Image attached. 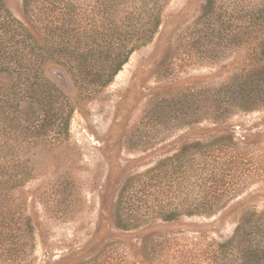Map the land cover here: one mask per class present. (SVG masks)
Returning <instances> with one entry per match:
<instances>
[{
  "label": "rangeland",
  "instance_id": "obj_1",
  "mask_svg": "<svg viewBox=\"0 0 264 264\" xmlns=\"http://www.w3.org/2000/svg\"><path fill=\"white\" fill-rule=\"evenodd\" d=\"M216 3L217 15L231 7H264V0ZM1 5L26 23L21 0H2ZM205 6L206 0H168L153 41L135 51L112 83L92 96L75 92L62 72L50 71L53 83L75 102L68 140L61 141L55 127L44 142L24 152L25 181L0 203L18 222L13 238H2L0 264H85L101 252L102 261L107 257L105 263L110 258L115 264H174L177 256L187 254L198 259L212 251L210 244L229 240L244 213L264 209V183L255 179L226 180L221 192L227 202L210 214H184L203 197L195 185L172 202L177 179L169 161L183 146L205 143L223 131L237 139L264 134V107L252 113L232 111L226 125L210 121L220 103L216 94L232 75L257 60L264 63V38L254 47L250 43L238 49L231 42L225 48L224 39L209 36L219 21L214 27L197 22ZM166 56L169 62L162 69ZM162 161L168 166L156 179L157 193L155 180L145 173ZM196 161L195 166L201 164ZM194 168L190 176L196 182ZM130 176L148 183L146 198L151 195L159 204L139 229L122 231L115 227L113 213ZM178 205L183 214L177 222L158 219ZM144 213L145 208L135 214ZM149 232L154 248L143 253L142 238ZM197 261L208 263L202 257Z\"/></svg>",
  "mask_w": 264,
  "mask_h": 264
},
{
  "label": "trees",
  "instance_id": "obj_2",
  "mask_svg": "<svg viewBox=\"0 0 264 264\" xmlns=\"http://www.w3.org/2000/svg\"><path fill=\"white\" fill-rule=\"evenodd\" d=\"M21 1L26 23L13 17L0 0V203L25 181V151L35 142H44L55 127L56 136L61 141L68 140L75 102L53 83L50 71L58 70L67 75L72 89L82 96L100 92L112 83L135 51L153 41L168 2ZM216 4V0H206L197 21L212 27L219 21L220 27L211 28L209 36H220L225 40V48L231 42L238 49L250 43H253L251 47L260 44L264 38V7L251 11L231 7L217 15ZM167 57L162 69L169 62ZM216 95L220 101L218 110L213 113L216 119L210 118L215 125H226L224 120L232 111L252 113L262 109L264 63L257 60L253 66L242 67ZM211 96H208L209 101L214 100ZM197 159L201 164L195 166ZM169 162L171 175L177 179L172 185L175 196L172 195V202L195 185L202 190L203 197L194 209H187L184 214H210L227 202L221 192L227 185L226 180L255 179L264 183V134L249 133L237 139L234 133L223 131L205 143L186 144ZM166 163L159 162L145 173L147 179L155 180L157 193L161 190L156 179L165 174ZM194 167L198 169L194 173L196 182L190 176ZM128 178L120 188L113 213L115 227L122 231L139 229L140 224L155 216L159 204L150 194L146 198V192L151 189L148 183L132 176ZM143 208L144 215L138 217L135 213ZM180 208L178 205L160 214L158 219L164 223L177 222L183 214L177 211ZM158 210L165 212L162 206ZM17 228L18 222L10 214L8 205H0V244L3 237L13 238ZM210 245L213 247L210 253L197 256L208 263L197 261L194 258L197 254H187L177 256L174 264H264V209L247 211L240 217L229 240ZM153 248L152 233L144 234L143 253H151ZM101 254L85 264H115L110 258L105 263L107 257L102 261ZM148 256L146 254L145 258Z\"/></svg>",
  "mask_w": 264,
  "mask_h": 264
}]
</instances>
